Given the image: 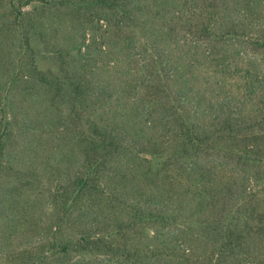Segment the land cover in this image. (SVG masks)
Masks as SVG:
<instances>
[{
	"label": "trees",
	"instance_id": "trees-1",
	"mask_svg": "<svg viewBox=\"0 0 264 264\" xmlns=\"http://www.w3.org/2000/svg\"><path fill=\"white\" fill-rule=\"evenodd\" d=\"M36 1L86 15L29 73L80 152L23 264H264V0Z\"/></svg>",
	"mask_w": 264,
	"mask_h": 264
},
{
	"label": "rangeland",
	"instance_id": "rangeland-1",
	"mask_svg": "<svg viewBox=\"0 0 264 264\" xmlns=\"http://www.w3.org/2000/svg\"><path fill=\"white\" fill-rule=\"evenodd\" d=\"M22 6L0 0V264H23L37 251L31 248L32 235L62 215L56 212L61 206L57 202L55 207L54 197L56 189L66 184L63 158L67 152H80L71 142L68 121L61 123L55 111L58 117L47 113L51 90L29 73L35 67L51 66L47 54L54 27L79 26L86 15L36 0ZM15 22L24 25L30 46L22 47V31H16ZM78 124H72V131L78 130Z\"/></svg>",
	"mask_w": 264,
	"mask_h": 264
}]
</instances>
